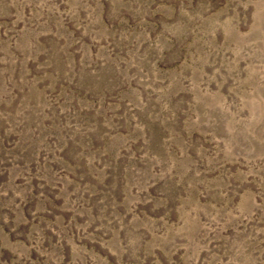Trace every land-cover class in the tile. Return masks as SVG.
<instances>
[{
    "label": "rangeland",
    "instance_id": "obj_1",
    "mask_svg": "<svg viewBox=\"0 0 264 264\" xmlns=\"http://www.w3.org/2000/svg\"><path fill=\"white\" fill-rule=\"evenodd\" d=\"M0 264H264V0H0Z\"/></svg>",
    "mask_w": 264,
    "mask_h": 264
}]
</instances>
